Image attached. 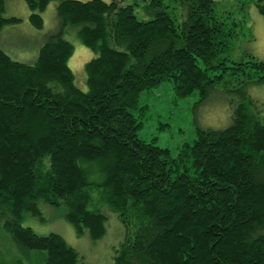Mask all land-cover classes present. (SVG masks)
<instances>
[{"label":"trees","instance_id":"1","mask_svg":"<svg viewBox=\"0 0 264 264\" xmlns=\"http://www.w3.org/2000/svg\"><path fill=\"white\" fill-rule=\"evenodd\" d=\"M6 1L0 35L21 22L4 16ZM25 1L39 30L57 1L59 26L33 64L0 47V222L19 251L31 264H85L61 235L24 227L26 214L43 220L42 202L64 206L76 234L93 241L106 235L109 211L134 225L116 264H264V124L248 99L264 84V61L230 60L239 24L229 27L220 2L176 0L178 26L166 0ZM250 3L264 17V0H243V9ZM68 27L96 55L85 65L87 92L69 66ZM164 82L180 99L198 92L200 104L217 84L238 91L231 124L198 126L176 158L142 140L141 95Z\"/></svg>","mask_w":264,"mask_h":264},{"label":"rangeland","instance_id":"2","mask_svg":"<svg viewBox=\"0 0 264 264\" xmlns=\"http://www.w3.org/2000/svg\"><path fill=\"white\" fill-rule=\"evenodd\" d=\"M86 1V0H83ZM111 2V0H103ZM220 2L219 14L232 27H236L237 35L231 41L228 56L231 61L247 62L251 59L264 61V17L259 13L256 5L250 3L245 10L243 0H215ZM169 10L176 18V24L181 25L183 11L176 0H166ZM134 4L133 1L123 3L124 6ZM58 2H52L43 13L45 26L42 30L34 28L31 23V10L25 0H7L5 17L21 19L17 25L4 28L0 35V47L13 60L33 64L38 56L40 47L44 44L48 33L59 26L57 15ZM139 19L150 20L153 17L145 13L142 7H135ZM241 24V25H240ZM66 40L75 47L74 55L69 60V66L76 76V85L83 91H88L86 83L85 65L96 57L95 53L85 47L78 37V30L68 27ZM238 91L227 93L224 83L217 84L209 99L200 104V94L180 99L174 92L172 82H164L159 87L141 95L140 107H147L143 115V128L139 136L146 142L156 139V144L168 149L173 158L178 157L181 147L194 143L197 127L204 129H224L228 127L234 115V109L240 98ZM248 99L252 100V110L258 120L264 124V84L252 85L249 88ZM142 112L135 114L140 116ZM98 197L97 190L94 191ZM38 207L41 218L26 214L23 225L31 228L36 234L47 236L55 233L61 235L68 245L73 247L85 264H116V257L122 244L135 235L134 225L127 227L114 212H107L106 235L93 241L89 234L79 237L74 227L65 219L66 208L53 207L40 202ZM38 252L33 251L31 259ZM46 254V253H43ZM0 256L7 263L22 261L31 264L30 259L17 248L11 236L5 231L0 222Z\"/></svg>","mask_w":264,"mask_h":264}]
</instances>
